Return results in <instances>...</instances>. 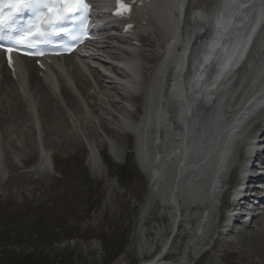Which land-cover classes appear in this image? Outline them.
I'll return each mask as SVG.
<instances>
[{
  "label": "rangeland",
  "instance_id": "1",
  "mask_svg": "<svg viewBox=\"0 0 264 264\" xmlns=\"http://www.w3.org/2000/svg\"><path fill=\"white\" fill-rule=\"evenodd\" d=\"M101 97L107 110L102 105L100 110H104L99 112V105L94 106L90 117L78 107L73 123L65 121L52 101L48 106L52 105L50 110L58 113L57 117L39 100V141L30 129L31 119L10 118V110L16 105L13 100L12 106L5 103L7 109L0 100V117L6 111L4 115L10 118V122L0 120V264H141L158 254L167 240H171L169 256L176 254V262L188 256L187 264H264V224L258 220L250 229L223 234L218 228L219 210L190 230L185 220L200 209L202 197L191 199L177 192L181 230L174 235L175 210L158 199L143 208L148 195L147 177L134 160L135 138L120 125L118 115H122L125 101L119 98L117 89H107ZM109 97L112 100L108 101ZM28 125L31 127L27 130ZM6 128L10 129L6 132ZM15 136L21 140L5 142L14 141ZM106 137L121 146L122 152L114 155L121 160H116L122 162L127 151V166L110 154ZM150 146H146V154H153ZM90 147L95 153L102 152L108 166L100 160L99 165L88 160ZM46 151L55 157L53 170L40 165ZM152 159L159 169L162 161L155 159V154ZM168 172L174 174L175 169ZM162 174L158 177L161 189L165 187ZM203 202L208 205L207 199ZM207 247L209 251L204 254Z\"/></svg>",
  "mask_w": 264,
  "mask_h": 264
},
{
  "label": "bare ground",
  "instance_id": "2",
  "mask_svg": "<svg viewBox=\"0 0 264 264\" xmlns=\"http://www.w3.org/2000/svg\"><path fill=\"white\" fill-rule=\"evenodd\" d=\"M250 57L251 58L249 59V61L254 58V50L251 52ZM64 58L66 59V57H64ZM67 59H70V62H66V60L62 61V59H58V58H53V63L52 64H48V71L44 72L45 75H54L58 79V82L61 85V92H62V95H63V97H62L61 100L55 99V97L52 96V94L51 95L49 94V92L47 91L48 90L47 87H45L43 84H41L40 78L37 75L38 69L32 67L31 70H28V68H25V64L23 62L24 61L25 62H28L29 60H24V61L22 60V61H20L21 62V65H22V69H19V73L21 75L20 76L21 81H24V82H27L28 83V87H29L31 93L32 94H35L34 97L37 100V104H38V101L40 100L41 101L40 102L41 104L46 105V107L45 106L44 107H45L46 111L49 112V113L50 112L53 113L50 110V107L52 105H54V106H56V109L58 108L57 109V112L60 113L63 117L66 116V113H65V110H64V109H66V106H63L64 103H66L67 106H70L72 108L73 107H77L78 108L79 106H81L79 104L78 99L74 96V94L70 90L68 84L66 83V81H69V79H72L74 82H76V84H77L78 81L82 82V84H80V89H81L82 92L85 93L84 95L87 94L84 97L86 99V100H84L85 104L87 103L88 105L92 106L90 104L91 102L89 101V98H91V97H94L95 98V96H91V97H88L87 98L88 92L86 93V91L88 90V88H90L91 84L89 83L88 73H85L84 72V68L87 70V67L91 68V70L93 71V68H92L93 66H90L88 64H85L83 62H82V64H78L75 61H74L75 63H73V58L72 57H67ZM2 71H5L3 81L8 82L10 80L8 83L11 84L12 80L10 78V75L6 71V69L3 68ZM244 71H246V67H245V70ZM244 71H242V73ZM120 77L122 78V79H120L122 82L125 81V82L129 83V85H131L133 87H140V85L139 86H136V83L133 82V81H131V79H129L128 76H125V75L122 74V75H120ZM109 79L114 80L113 77L112 78L109 77ZM157 80L158 79L155 78V80L153 82V85H152L153 86L152 88L150 87V88H147L146 89L145 96H140V95L132 94L130 97H126L122 93L124 91V87H123L124 84L123 83H118L119 85H121L123 87L121 89L122 92L119 91V96H120L119 98H121V100L123 102L124 101L125 102L126 101H129V102H132L133 104H137V102H139V100H141V101L145 100V97L146 98H149V97L151 98V105L153 107L152 109H154V110H152L149 114H147V116L145 118L146 122L139 121V123L138 122L135 123L132 120V118L129 117V119H127L125 117V120H127V122H128V125L127 126L129 127V132H132V133H136L137 132V133H141V134L142 133H145L144 132L145 130H146L147 134L149 132H151L150 133L151 135H149V138H147L146 145H151V148L155 149V153H156L155 159L156 158H160L161 159V161H162L161 162V166H162V168L164 170L167 168V165L169 163V160H171V157H174V156H177L178 155V157L180 158V154H181L180 163H178V165L177 164H174V167L176 169H178V171H180V173H182L183 170H185V169H187L189 167L188 166V163H189V159L188 158H190V157L193 158L194 157V156H189L187 154L188 144L185 143V141H183V142L180 143V146H178L177 149L176 148H172V149L168 150L167 147L164 145L165 140L163 139V134L161 133L162 131H160V129H158V128L155 131H151V128L154 129V124H157L158 125L159 123H161V126L163 128H165V121H164L163 114H162L163 111L160 108V104H162V100H158V95L160 94V89H159V84H158V81ZM5 82L2 83L4 85L2 87V91H3L4 95L7 96V98L5 100H2L1 97H0L1 103L3 104L2 106L5 108V106L7 105L5 103H10V105L15 103L16 105H18L17 107H16V105L13 106V109H15V110H13V109H11L12 111L10 110V113L13 112L12 115L10 114L11 115L10 118L13 119V120L14 119H17V118L23 120V117L26 118V119H31L32 118V114H33V110H34L36 112V115L39 114L40 115V118L42 119V114H40V112H39V109L41 110V106H39V104L38 105L35 104V107L36 108H34L33 106L26 104V109L29 108V111H30L28 113L25 109L22 108V105L24 106V104H23L24 99L21 96V94L19 93L18 89L16 87H14V85H12V90H9L8 84H6ZM114 83L115 82H111V84H114ZM21 85H23V84H21ZM100 86H102V83H100ZM91 88H92V86H91ZM112 88L114 90L117 89V88H115V86H112ZM165 96L166 95L163 93V97H165ZM8 98L10 100H8ZM12 100H13L14 103L11 102ZM110 100H112V98L109 97L108 101H110ZM50 102L52 103V105L49 107L48 104L50 105ZM99 104H101V103H99ZM99 104H97V105H99ZM101 106H102V104L100 105V107ZM86 107H88V106H86ZM8 108H9V106H8ZM216 108L217 107L215 105L214 107H212V108H210L208 110V112L204 115V117H199V121L201 123H203L202 128H201V130L199 128H196L195 131H193V132H196V133L204 134V136L208 138L207 141L208 140H211V137H210L209 132H210V126H211L212 121L209 120L210 119L209 116H210V114L212 115V114L215 113ZM6 109H7V106H6ZM37 111H38V113H37ZM5 112L6 111H2V113H1V117L2 118L1 119H6V122H7V121H9L10 118L7 117V116H9V114L8 115H4ZM120 112L122 113V115L124 117L126 115V113H124V112H130V111L124 106V108L122 110H120ZM58 113H56V112L53 113L54 117H57L59 115ZM85 116H87L86 113H85ZM185 119H186V117H184V116H181L180 117V121L183 124L186 125V122L187 123H189V122H188V119L187 120H185ZM65 121L67 122V119ZM102 121H104V120H102ZM98 122H100V121H98ZM56 125H57V123H56ZM30 127H31V125H30ZM30 127L28 125L27 126V130ZM145 127H146V129H145ZM7 129H10V128H6V132L8 131ZM30 129H32L34 131V133H35V130H34V126L33 125H32V127ZM106 129H107V132L110 133V130H109V128L107 126H106ZM181 130H184L183 133H182ZM180 131L181 132L179 133V135L182 136L185 133V126H184V128H180ZM12 132L13 133H16L14 129H12ZM31 135H33V134H31ZM164 136L166 137V133L165 132H164ZM17 138L19 140L21 139V137H17ZM160 138L163 139V142H161L158 145L157 142H158V140H160ZM30 144H31V142H30ZM177 151H179V152H177ZM153 154H149V152H148V155H149L148 156V159H144V160L142 159V161H140L141 162L140 163L141 164L140 167H141V169H142V171L144 173H150V169H151L150 166L152 165V161H153L152 156H153ZM116 159H120V158H117L116 157ZM201 160H203V159H201ZM193 162H194V165L196 166L195 168H197L198 167V164H199L198 159L194 158L193 159ZM180 173H178V174H180ZM176 179H177L176 176H174V181H176ZM176 183H177L178 186H182L180 179H179L178 182L176 181ZM194 186L196 187V185H194ZM194 186H193V188H194ZM195 190L196 189H194V192H195ZM207 191H208V189H207ZM160 195L164 199L168 198V195L166 196L164 190L161 192ZM151 203H152V193H151V189H149L148 190V195L146 196V199H145L144 207L143 208L148 207V205H150ZM259 211H260L259 209L258 210L253 209V211L252 212H249L248 214L251 215L253 212H259ZM253 219H254V217H253ZM253 219H252V221H253ZM149 264H156V262H152V263H149ZM180 264H186V263H185V261H183Z\"/></svg>",
  "mask_w": 264,
  "mask_h": 264
},
{
  "label": "snow or ice",
  "instance_id": "3",
  "mask_svg": "<svg viewBox=\"0 0 264 264\" xmlns=\"http://www.w3.org/2000/svg\"><path fill=\"white\" fill-rule=\"evenodd\" d=\"M120 8L130 11L124 0H116ZM242 3H248V6H254L248 0H220V8H239ZM3 0H0V5ZM259 12L264 17V0H259ZM8 15L3 16V10L0 8V40L7 39L11 46L6 51L32 49L38 43H47L63 29L60 27L65 21L73 18H79L83 30L87 29V20L90 14L88 0H8ZM28 10L32 13V19L23 26L8 29L5 26V19L14 21V14ZM117 14H122L118 10ZM217 27L224 26V15L218 10L215 15ZM72 39H79L76 34H72ZM0 47H5L0 44ZM42 55L38 50L34 53ZM10 59V58H9Z\"/></svg>",
  "mask_w": 264,
  "mask_h": 264
}]
</instances>
